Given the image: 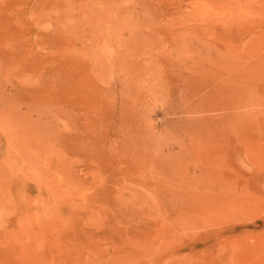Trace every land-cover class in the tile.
Returning a JSON list of instances; mask_svg holds the SVG:
<instances>
[{"label":"rangeland","instance_id":"rangeland-1","mask_svg":"<svg viewBox=\"0 0 264 264\" xmlns=\"http://www.w3.org/2000/svg\"><path fill=\"white\" fill-rule=\"evenodd\" d=\"M0 264H264V0H0Z\"/></svg>","mask_w":264,"mask_h":264},{"label":"bare ground","instance_id":"bare-ground-1","mask_svg":"<svg viewBox=\"0 0 264 264\" xmlns=\"http://www.w3.org/2000/svg\"><path fill=\"white\" fill-rule=\"evenodd\" d=\"M228 50V49H227ZM229 51V50H228ZM225 57V56H224ZM232 71V70H231ZM201 175V174H200Z\"/></svg>","mask_w":264,"mask_h":264}]
</instances>
